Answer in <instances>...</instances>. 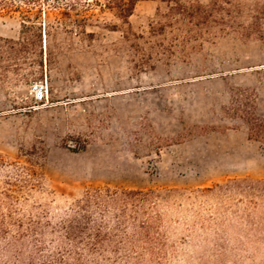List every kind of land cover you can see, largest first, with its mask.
Returning <instances> with one entry per match:
<instances>
[{
	"label": "rangeland",
	"instance_id": "374dc122",
	"mask_svg": "<svg viewBox=\"0 0 264 264\" xmlns=\"http://www.w3.org/2000/svg\"><path fill=\"white\" fill-rule=\"evenodd\" d=\"M240 1L243 20L264 2ZM104 4L0 0V157L8 163L0 192L32 145L46 157L31 203L54 212L95 187L193 190L264 179V142L219 121L233 88L254 90L264 117V43L229 32L160 33L157 11L168 5L157 1H139L128 24ZM39 81L48 87L44 102L33 97ZM7 207L0 194V209ZM15 207L0 226V264H25V200ZM172 264H264V252Z\"/></svg>",
	"mask_w": 264,
	"mask_h": 264
},
{
	"label": "trees",
	"instance_id": "16d2710c",
	"mask_svg": "<svg viewBox=\"0 0 264 264\" xmlns=\"http://www.w3.org/2000/svg\"><path fill=\"white\" fill-rule=\"evenodd\" d=\"M139 1L104 0V5L128 24ZM149 1L168 5L166 13L157 11L160 33L184 29L193 39L229 32L243 41L264 43V2L255 3L243 20L246 7L240 0L206 5ZM231 93L219 121L228 120L233 129H246L249 140L264 142V117L254 90L233 88ZM27 157L25 166L6 171L0 192L8 206L0 209V226L14 219L15 205L25 200V264H172L186 257L264 252V179L234 178L193 190L95 187L54 212L31 203L43 175L39 161L46 157L45 149L38 152L32 145ZM7 165L0 157V174ZM181 229L186 238L178 237ZM184 246L194 249L185 253Z\"/></svg>",
	"mask_w": 264,
	"mask_h": 264
},
{
	"label": "built area",
	"instance_id": "2783aa9c",
	"mask_svg": "<svg viewBox=\"0 0 264 264\" xmlns=\"http://www.w3.org/2000/svg\"><path fill=\"white\" fill-rule=\"evenodd\" d=\"M33 97L36 102H44L48 96V87L43 81L36 82L33 85Z\"/></svg>",
	"mask_w": 264,
	"mask_h": 264
}]
</instances>
